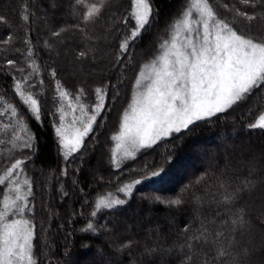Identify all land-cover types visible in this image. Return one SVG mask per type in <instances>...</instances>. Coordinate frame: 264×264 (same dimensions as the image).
<instances>
[{
  "label": "snow or ice",
  "instance_id": "snow-or-ice-1",
  "mask_svg": "<svg viewBox=\"0 0 264 264\" xmlns=\"http://www.w3.org/2000/svg\"><path fill=\"white\" fill-rule=\"evenodd\" d=\"M5 3L6 0H0V26L6 29L0 44L8 46L16 58L5 56L0 62V74L11 77L8 90L0 94L11 96L12 102L16 103L11 114L17 118L20 131L26 138L21 140L16 135L15 139L21 141V151L6 162L0 160L4 169L0 184L13 187L16 193L11 204L6 194L4 211L0 212V264H43L42 260L32 259L34 222L39 215L35 204L29 207L33 189L25 177L28 195H22L19 176L36 157L39 138L34 143L27 128L33 115L42 125L45 100L26 95L22 90L20 81L23 77L18 73L26 69L20 58L51 61L46 64L45 72L50 69L52 79L58 81V90L61 73L70 64L72 78L64 82V87L73 92L79 88L75 97L77 102L85 99L88 104L87 112L83 106L79 107L81 115L74 117L71 129L56 122L55 112L50 113L57 155L59 157L64 150L62 159L65 162L64 169H57L53 185L54 191L59 185L62 204L58 205L60 211L54 215L60 221L58 227L65 240L59 264H77L72 258L75 245L69 243V237L76 236L77 232L82 241L100 237L105 240L97 247L92 243H81L87 254L83 264H193L194 255L203 257L201 264H264V229L256 234L250 223L254 215L264 219V167L257 168L255 156L250 151L226 153L222 169H219L215 154L206 155L205 175L183 184L174 197L151 193L139 197L149 209L164 206L172 217L177 213L191 212L184 226L175 228L171 241L157 239L141 244L131 233L113 226L117 222L115 218L136 199L134 186L163 181L169 170L178 165L177 142L189 137L202 125L219 122L222 116L227 123L228 115L257 92L264 91V0H223L222 11L211 0L198 3L202 34L197 30L195 36L190 34L180 44L173 41L163 55L153 59L144 83L135 71L139 67L137 49H140L141 58L152 55L149 48L143 47L153 27L154 14L148 0H132L130 16L122 17L114 24L103 49L87 41L78 43L77 37H87L89 29L104 17L108 7L104 4L68 0L69 16L74 5L83 9L68 26L55 20V12L64 5V0H35V3L21 0L22 7L16 9L15 21L5 14ZM40 7L44 9L42 24L46 26L43 37L35 43L30 38L13 42L10 33L16 21L38 19L40 13L37 9ZM28 30L31 32L30 24ZM101 64L109 75L97 79L91 70ZM140 75L143 77L144 73ZM133 79L139 90L121 122L117 105L123 107L122 97L123 102L127 100L124 86ZM28 83L31 85L33 81ZM93 84H96L94 91ZM16 95L23 104L16 101ZM68 95L67 91H60L62 98ZM113 113L120 127L119 136L113 139L119 141L118 148L124 146L126 153L152 149L158 141L166 138H171L172 149L151 161L145 160L140 166L129 164L123 168L113 151L110 159L104 154L95 165L85 168V165H91V157L99 150L100 137L106 127L99 121L104 120L106 114L110 118ZM248 127L264 131V115L257 122L249 123ZM220 140L227 143L226 137ZM76 161L80 163L74 164ZM125 168L128 169L127 175H123ZM218 169L217 192L213 193L211 200L216 219L210 222L211 229H205L203 222L200 228H196V219L204 209L201 198L193 199L195 192L199 191L198 186L206 184L208 171ZM245 169L248 176L241 182L236 177ZM126 180L130 182L125 183ZM120 184L123 187H118L117 191L124 194L123 198L101 196L93 201L91 193L85 190L94 185L117 187ZM74 196L79 202V211L74 206ZM48 209L51 204L42 211ZM102 209L108 211L102 212ZM105 218L106 222L100 224L99 219ZM44 223L41 219V231H45ZM77 223L82 225L78 229L74 227ZM125 257L130 259L125 261Z\"/></svg>",
  "mask_w": 264,
  "mask_h": 264
},
{
  "label": "trees",
  "instance_id": "trees-1",
  "mask_svg": "<svg viewBox=\"0 0 264 264\" xmlns=\"http://www.w3.org/2000/svg\"><path fill=\"white\" fill-rule=\"evenodd\" d=\"M27 2L28 0H23V3ZM33 2L35 3V0H33ZM87 2L88 0H85V3ZM91 2L104 4L108 6L107 10L105 11L104 17L89 29L88 36L77 37V42L87 41L103 49L107 42L106 38L108 33L114 24L117 21H121L122 17L126 19L130 16L132 11V0H91ZM148 2L152 6V12L154 14L153 27L151 28L150 37L146 36L143 47L149 48L152 55H149L146 59L141 58L139 54L140 49H137V62L139 67L136 69L135 75H137L143 64L151 61V59L160 52L158 48H161V45L169 38L171 25H173L181 15L186 5V0H148ZM211 3L222 11L223 0H211ZM67 4L68 0H64V5L56 10L55 20L70 26L74 18L78 17L83 9L77 8L74 5L72 15L69 16L67 14ZM3 7L6 10L5 14L9 15L10 20L15 21L16 9L22 7V3L21 0H6ZM37 11L40 13L38 19L32 20L31 22L25 19L16 21L10 33L13 37V42L30 38L33 43H35L38 38L43 37L46 28V26L42 24L44 9L40 7ZM49 15L51 16V13H49ZM29 24L31 26V32L28 30ZM5 31L6 29L4 26H0V38H5ZM5 56H13V53L8 46L0 44V62L3 61ZM52 56L55 57L56 53L53 52ZM13 58L16 57L13 56ZM20 59L23 67L26 69L25 72L18 73V76L23 77V80L20 81L22 90H25L26 95L31 94L34 98L39 96L41 99L45 100L42 113V125L35 120L33 115V119L27 128L28 135L32 137L33 142L35 143L38 137L39 144L33 163H30L27 170L22 173L27 177L33 189L32 195L29 196V206L31 207L35 204L37 213H39L34 222L33 258L34 261L42 260L43 264H59L63 257L64 249L62 245L65 243V240L63 231L59 230L58 227L60 221L56 219L54 215L56 212L60 211L58 205L62 204L59 198V185H56L55 191L53 190V185L55 183L54 177L57 175V169H64L65 162L62 159V150L60 156L58 157L57 155L53 129L51 127L52 115L50 113L55 112L56 122L65 125V116L70 112V108L73 109L74 105H76L77 108L83 106L85 112H87L88 104L85 99H81L77 102L75 97L79 88L76 89V92H73L71 88L64 87V82L72 78V71L68 66L61 73L62 80L60 81V90H58V81L52 79L50 69H48L47 73L45 72L46 64L51 61H41L39 58ZM91 71L95 74L97 79L109 75L107 68L103 64L98 68H93ZM29 80L33 81L31 85L28 83ZM134 81V79L130 80L128 84L124 86L127 100L123 102L122 97L123 107L121 108L120 105H117L120 120L129 105ZM104 82L107 83V79H105ZM10 83L11 77L0 74V93L7 91ZM113 83H115V81H113ZM95 86L96 84L92 85L93 91ZM33 89H35V91ZM60 91H67L69 93L67 98H62L60 96ZM12 92L15 94L14 87L12 88ZM15 99L19 101L20 104H23V101H20L18 95H16ZM39 103L38 101V105ZM24 107L27 108L26 105H24ZM12 108H16V103L12 102V97L0 94V141H3V143H0V160L5 162L15 153L21 151L19 147L21 141H17L15 136L19 135L21 140L26 138L24 133L20 131L17 118L11 114ZM17 112H19L18 108ZM262 114H264V91L257 92L251 99L237 108L235 112L228 115L227 123L224 122L222 116L219 122L202 125L189 137H186L183 141L177 142L175 150L179 155L178 165L169 170L168 176L163 181L154 183L148 182L136 187L133 190L136 199L132 201L129 208L115 218L117 222L113 226L131 233L141 244L144 242L152 243L157 239H167L169 241L174 239L175 228L183 227L188 221L191 212L186 211L177 213L172 217L168 214L164 206L157 205L149 209L139 200V197L150 193L174 197V194L179 191L183 184H187L189 180L205 175L206 155L215 154L219 162V169H222L226 153L231 155L233 152L238 153L241 150H246L250 151L255 156L258 169L264 167V131L248 127L249 123H255ZM61 117L63 118L62 120ZM99 123L106 126L103 130V135L100 137L101 143L99 150L91 157V165H85V168L95 165L97 160L104 154H107L110 159L113 153L115 145V139H113V137H115V133L119 128L115 113H113L110 118L106 114L104 120L99 121ZM13 128L16 129L15 132H13ZM33 129L35 131H33ZM221 137H226L227 143H222L220 140ZM171 149V138H166L158 141L156 145H153L152 149H141L130 160L120 161L121 167L123 168L125 165L129 164L140 166L145 160L151 161L159 154L166 153ZM198 149H203V151L201 152ZM79 163L80 161L74 162V164ZM74 164L69 165V168L73 167ZM219 169L216 172L209 170L206 176V184L198 186L199 191L195 192L193 199L201 198L204 209L203 214L198 215L196 219V228L201 227V222H203L205 229H211L213 227L210 222L215 220L216 217L214 215L215 207L211 203V200L213 193L217 192ZM116 171L117 170L113 167V172ZM127 172L128 169L125 168L123 175H127ZM3 174V165H0V178ZM246 176H248V172L245 169L242 173L238 174L236 178L243 182ZM124 182L129 183L130 180ZM118 187H123V184L117 187L94 185L85 190L91 193L93 201L99 199L101 196L114 198L117 195L119 198H123L124 195L121 196L118 194ZM3 194V184H0V203ZM120 194L123 193L120 192ZM32 196L35 197L34 200ZM73 200L76 201L75 196ZM48 204H51V209H48L47 212L42 211V209L47 208ZM74 206L77 211H79L78 201L74 203ZM197 206L199 207V204ZM64 207H67V205H64ZM131 208L132 210L130 211ZM101 211L104 212L108 210L102 209ZM127 211L130 212V216L126 215ZM139 216H146L149 217V219L140 226V228L135 229L132 227V224L135 223V220ZM41 219L45 221L43 224L45 231H41ZM93 219L96 220L98 218ZM105 222L106 218L99 219L100 224H104ZM250 223L252 230L256 234H259L261 229H264V219L257 215L251 218ZM81 226L82 225L79 223L74 225L77 229ZM157 229H159V232L156 231ZM79 236L80 234L77 232L76 236L69 237L70 245L72 243L75 245L72 249V258L76 262L87 255L86 250L81 248V243H92L94 247L105 243L103 237L82 241ZM124 259L127 261L130 258L125 257ZM202 259V256L194 255L193 264H201Z\"/></svg>",
  "mask_w": 264,
  "mask_h": 264
},
{
  "label": "rangeland",
  "instance_id": "rangeland-1",
  "mask_svg": "<svg viewBox=\"0 0 264 264\" xmlns=\"http://www.w3.org/2000/svg\"><path fill=\"white\" fill-rule=\"evenodd\" d=\"M202 2H203V0H186V2H185L186 5H185V8L183 9L181 15L178 17V19L175 21V23L173 25H171V27H170L169 38L165 41V43H163L161 45V48H158L160 52L157 53L156 56H154L153 59H158L159 56L163 55L164 51L168 47L171 46L173 41H175L177 44H180V43L184 42V40L190 34L195 36L197 30H199V32L202 34L203 28H202V25L199 24L200 16H199V14L197 12V4L198 3H202ZM189 28L191 29V33H189ZM153 59H151V61H148L147 63L143 64V66L140 68V70L138 71V73L136 75L137 77H140L142 83L145 82L144 77H146L148 75L150 66H151V64L153 62ZM68 67L73 72V68L71 67L70 64L68 65ZM141 72L144 73L143 77L140 75ZM138 90L139 89L136 88L135 81H134L133 89H132V96H131L129 105L132 103L133 96L135 95V92L138 91ZM74 109H75V111H74ZM125 111H130L128 106H127ZM80 115L81 114L79 112V108H77V106L74 105L73 109L70 108V112H68L67 116H65V120L64 121H66V124L64 126L66 128H68V129H71L74 117L78 118V117H80ZM262 115H264V114H262ZM123 116H124V114H123ZM123 116L121 118V122L123 120ZM119 133H120V127L118 128V131L115 133V137L119 136ZM118 143H119V141L115 140V145H114L113 151H115L116 158L119 161L130 160L138 152V151H132V152L126 153L125 150H124V146L123 145L120 148L117 147ZM63 151L64 150H62V153H63ZM3 175H1V178L3 177ZM19 179L21 181V183L19 185L21 194L22 195H28V186H26L24 184L25 176L22 173L19 176ZM143 184H141V185H143ZM141 185L134 186V189L136 187L141 186ZM3 188H4V194H3V197H2L1 203H0V212L4 211V202H5L6 194H7V200H8V202L10 204H11V202L14 199L15 194H16L15 193V189L13 187H11V186L6 188L5 185H3ZM118 194L121 195V196L124 195V194H120L119 191H118ZM115 198H119V197L116 195V197H114L112 199H115ZM131 210H132V208L130 209V211ZM126 215L130 216L131 214H130V212L127 211ZM148 219H149V217H146V216L140 217L139 216L135 220V223L132 224V227L135 228V229L140 228V226H142L144 223H146L148 221ZM143 228H144V226H143ZM32 259L34 260L33 257H32ZM85 259H87V255H85L83 258H80L77 263L78 264H80V263L83 264V261Z\"/></svg>",
  "mask_w": 264,
  "mask_h": 264
}]
</instances>
